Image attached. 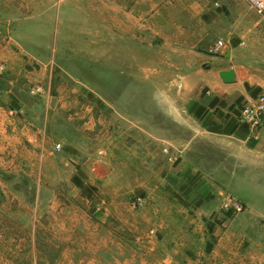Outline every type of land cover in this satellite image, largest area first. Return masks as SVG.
<instances>
[{"label":"rangeland","instance_id":"1","mask_svg":"<svg viewBox=\"0 0 264 264\" xmlns=\"http://www.w3.org/2000/svg\"><path fill=\"white\" fill-rule=\"evenodd\" d=\"M88 1L0 0V76L10 67L13 75L44 70L51 78L24 83L22 93L60 99L45 155L34 148L0 156V264H134L140 253L123 243L122 215L140 211L136 189L155 185L162 164L175 169L191 159L209 169L228 160L190 124L172 121L178 87L164 53L175 46L166 49L152 27L136 37L108 28L107 0ZM112 116L118 122L108 125ZM129 132L133 155L124 152ZM186 142L197 149L191 155ZM91 166L99 176L93 201L72 182L88 179Z\"/></svg>","mask_w":264,"mask_h":264},{"label":"crops","instance_id":"2","mask_svg":"<svg viewBox=\"0 0 264 264\" xmlns=\"http://www.w3.org/2000/svg\"><path fill=\"white\" fill-rule=\"evenodd\" d=\"M106 3L108 28L117 25L124 36L136 37L152 27L166 49L168 44L175 46L168 55L164 53L171 62L167 73L170 84L178 87V101L170 105L172 121L187 122L194 137L201 133L205 143L218 145L220 156L228 158L225 162L219 159L209 169L191 159L183 160L175 169L162 164L158 169L161 179L155 185L136 189L141 195L140 211L122 215L123 243L140 253L134 264H264V124L253 129L238 120L243 104L264 92V15H257L246 0ZM218 40L226 47L214 53ZM2 53L0 44L1 58ZM229 70L235 72L232 84L220 77ZM41 71L20 75V70L13 75L10 67L7 76H0L1 157L17 156L24 149L42 148L43 154L50 149L49 116L56 108L58 111L60 99L56 95L33 99L22 93L24 83L51 78ZM75 92L82 94L83 90ZM114 119L108 118L107 124L118 122ZM122 120L123 126L129 122L124 117ZM138 129L136 137L146 133ZM130 136V132L124 133L128 145L124 144V152L133 155L137 151ZM187 147L186 155L197 150L191 143ZM138 148L139 155L146 151V147ZM97 168L94 166L93 174L91 166L85 181L72 180L91 201L97 198L98 190L92 186L98 183ZM226 190L244 203V213L221 211ZM110 215L108 211L107 218Z\"/></svg>","mask_w":264,"mask_h":264},{"label":"built area","instance_id":"3","mask_svg":"<svg viewBox=\"0 0 264 264\" xmlns=\"http://www.w3.org/2000/svg\"><path fill=\"white\" fill-rule=\"evenodd\" d=\"M251 9L260 16L264 15V0H246ZM224 46L223 40H218L214 46L213 52L220 53ZM0 69H4L3 66ZM35 94L42 93L41 88H37ZM238 120L241 125L249 128L257 129L264 124V92L260 93L255 99L249 101L239 109ZM58 149L60 146L57 147ZM167 151V150H165ZM170 155V154H169ZM173 157L170 155V161ZM141 205V201H140ZM136 204L134 208H136ZM220 209L226 212H233L236 215L245 212L244 203L234 193L228 191L221 200Z\"/></svg>","mask_w":264,"mask_h":264},{"label":"water","instance_id":"4","mask_svg":"<svg viewBox=\"0 0 264 264\" xmlns=\"http://www.w3.org/2000/svg\"><path fill=\"white\" fill-rule=\"evenodd\" d=\"M220 77L227 84H232L236 81L235 72L233 70L221 72ZM55 103H56V100L54 99L52 101V107L55 106Z\"/></svg>","mask_w":264,"mask_h":264},{"label":"trees","instance_id":"5","mask_svg":"<svg viewBox=\"0 0 264 264\" xmlns=\"http://www.w3.org/2000/svg\"><path fill=\"white\" fill-rule=\"evenodd\" d=\"M200 113H201V111H200ZM198 117H201V114L198 113Z\"/></svg>","mask_w":264,"mask_h":264}]
</instances>
